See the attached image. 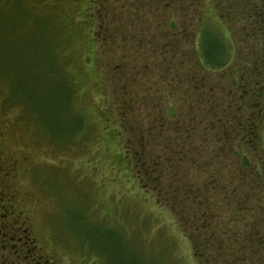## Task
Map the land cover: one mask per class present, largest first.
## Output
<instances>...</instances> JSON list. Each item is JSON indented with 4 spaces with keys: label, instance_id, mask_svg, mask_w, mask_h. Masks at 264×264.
Here are the masks:
<instances>
[{
    "label": "rangeland",
    "instance_id": "1",
    "mask_svg": "<svg viewBox=\"0 0 264 264\" xmlns=\"http://www.w3.org/2000/svg\"><path fill=\"white\" fill-rule=\"evenodd\" d=\"M89 3L0 0V124L22 137H16L19 147L35 160L31 177L24 179L30 185V195L23 199L25 216H38L43 236L55 234L47 249L61 252L65 264H198L177 223L181 221L145 193L130 171L122 143L136 136L126 132L120 141L119 127L128 110L115 112V106L122 105L125 92L141 104L159 98L129 116L148 127L162 118L164 87L178 115L197 121L201 114L191 113L185 99L189 78L196 83L201 74L183 64L162 75L154 71L156 55L141 53L136 60L134 47H109L98 59ZM203 11V29L219 32L211 7L207 4ZM224 28L220 32L229 34L243 55L241 24L230 22ZM119 64L125 76L118 74ZM227 76L228 70L220 73V79ZM238 77L245 79L242 71ZM263 86L258 82L257 92ZM33 223L39 228L36 218Z\"/></svg>",
    "mask_w": 264,
    "mask_h": 264
},
{
    "label": "trees",
    "instance_id": "2",
    "mask_svg": "<svg viewBox=\"0 0 264 264\" xmlns=\"http://www.w3.org/2000/svg\"><path fill=\"white\" fill-rule=\"evenodd\" d=\"M89 2L98 59L109 47H134L136 60L154 53V71L162 75L183 64L201 74L199 82L189 78L185 99L191 113L201 114L197 121L178 115L162 85L165 110L148 127L129 116L159 98L141 104L125 92L116 104L115 112L128 110L120 141L126 132L136 136L126 137L122 151L140 188L181 221L198 264H264V90H256L264 83V0ZM207 4L220 31L241 24L243 55L223 29H203ZM122 66L120 77L127 73ZM225 70L228 76L220 79Z\"/></svg>",
    "mask_w": 264,
    "mask_h": 264
},
{
    "label": "flooded vegetation",
    "instance_id": "3",
    "mask_svg": "<svg viewBox=\"0 0 264 264\" xmlns=\"http://www.w3.org/2000/svg\"><path fill=\"white\" fill-rule=\"evenodd\" d=\"M1 126L2 124H0V264H65L61 252L47 249L48 239L54 240L55 234L44 237L42 222L40 225L37 222L38 216H25L28 215V211L23 199L30 195L29 180L27 179L25 183V177L27 175L31 177L35 170L33 167L35 160L19 147L18 137L12 129L6 130ZM23 145L25 142L22 140L21 147ZM23 186L26 190H23ZM32 186L35 194L38 193L34 181ZM34 218L39 228L35 227Z\"/></svg>",
    "mask_w": 264,
    "mask_h": 264
}]
</instances>
